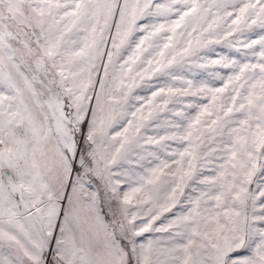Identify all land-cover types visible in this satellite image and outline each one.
<instances>
[{"label": "snow or ice", "instance_id": "6c2138e0", "mask_svg": "<svg viewBox=\"0 0 264 264\" xmlns=\"http://www.w3.org/2000/svg\"><path fill=\"white\" fill-rule=\"evenodd\" d=\"M0 264H264V0H0Z\"/></svg>", "mask_w": 264, "mask_h": 264}]
</instances>
